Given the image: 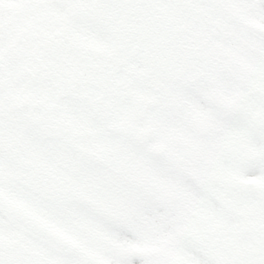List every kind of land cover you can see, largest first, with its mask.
Here are the masks:
<instances>
[{"label":"snow or ice","instance_id":"6c2138e0","mask_svg":"<svg viewBox=\"0 0 264 264\" xmlns=\"http://www.w3.org/2000/svg\"><path fill=\"white\" fill-rule=\"evenodd\" d=\"M0 264H264V0H0Z\"/></svg>","mask_w":264,"mask_h":264}]
</instances>
